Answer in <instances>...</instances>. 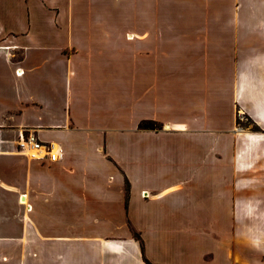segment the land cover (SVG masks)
Here are the masks:
<instances>
[{
    "label": "crops",
    "instance_id": "1",
    "mask_svg": "<svg viewBox=\"0 0 264 264\" xmlns=\"http://www.w3.org/2000/svg\"><path fill=\"white\" fill-rule=\"evenodd\" d=\"M114 5L0 0V264H264V236L248 249L224 228L232 204L264 217V0H240L214 49L161 37L182 45L161 60ZM228 101L259 131L233 132ZM29 134L59 160L21 151Z\"/></svg>",
    "mask_w": 264,
    "mask_h": 264
},
{
    "label": "rangeland",
    "instance_id": "2",
    "mask_svg": "<svg viewBox=\"0 0 264 264\" xmlns=\"http://www.w3.org/2000/svg\"><path fill=\"white\" fill-rule=\"evenodd\" d=\"M113 4L117 13L120 15L122 22L131 26L132 24L135 28H124L122 29V36L130 38L131 34L135 32L138 36H144L146 31L152 34L154 38V50L153 58L154 60H161L160 50L158 48H164L163 52L175 53L176 50H181L182 45L168 44L172 41H161L160 38H187L183 39L189 41L184 47L188 50H193V48L200 49V51H206L214 49V46L221 42L224 44V36L228 34V29H221L228 20L231 19L235 12L238 10L240 0H110ZM119 1V4L117 3ZM111 10H113V6ZM216 22V27L204 28L202 23L205 22ZM147 24L148 28H145ZM225 34V35H224ZM200 38L196 42L192 41L193 38ZM215 42L217 43L215 45ZM174 43H176L174 41ZM193 43V44H192ZM195 43V44H194ZM138 57L144 59V54ZM160 76L153 77L154 80L159 79ZM218 95L225 99H230L231 94L226 92H218ZM226 108L224 109L225 117L233 120V132L235 133H256L259 131L252 120L240 110L236 109L234 105L229 111L230 103H226ZM147 122V121H146ZM150 122L148 131H159L164 129V124L148 120ZM219 175V174H218ZM242 177H245L242 179ZM252 179L250 174L244 173H234L228 171V186H237L239 181L245 182L244 185H249L251 181L246 182V180ZM254 179L253 183L256 184ZM258 183V182H257ZM253 184V185H254ZM257 185V184H256ZM255 186V185H254ZM129 189L126 186V191ZM187 190V189H186ZM218 194L221 191L219 188ZM210 195V196H209ZM212 190L208 187L201 186L195 192L194 203L195 209L201 211L204 208L211 207V212H213L212 207ZM233 192L228 189V203L233 201ZM219 201V197H218ZM218 206V203L217 205ZM228 211H230L228 206ZM242 211V210H241ZM238 210L237 204H232V209L228 212V224L224 228L228 229V245H242L244 248L258 247L260 246V241L263 240L264 236V217H258L256 213L250 211L241 212ZM204 224V222H202ZM203 229V227H202ZM219 234L217 233L215 238L218 241ZM134 237L137 239L140 236L134 233ZM141 239H139L140 241ZM261 247V246H260ZM203 257L207 260L210 259L209 253H204Z\"/></svg>",
    "mask_w": 264,
    "mask_h": 264
},
{
    "label": "built area",
    "instance_id": "3",
    "mask_svg": "<svg viewBox=\"0 0 264 264\" xmlns=\"http://www.w3.org/2000/svg\"><path fill=\"white\" fill-rule=\"evenodd\" d=\"M22 74V71L17 70L18 76H21ZM18 147L21 151L26 152L27 155L33 159L47 157L51 162H56L60 158L58 151H56L52 145L40 142L38 138L32 134L27 136L21 135ZM41 152H43V156L40 155Z\"/></svg>",
    "mask_w": 264,
    "mask_h": 264
},
{
    "label": "trees",
    "instance_id": "4",
    "mask_svg": "<svg viewBox=\"0 0 264 264\" xmlns=\"http://www.w3.org/2000/svg\"><path fill=\"white\" fill-rule=\"evenodd\" d=\"M149 124H150V122H148V121H147V122H146V121H143V122L140 123V126H139V127H140V129H142V130H147V129L149 130V129H150ZM257 129H258V128H257ZM139 239H140V238H138V240H139ZM147 263L150 264L148 261H147Z\"/></svg>",
    "mask_w": 264,
    "mask_h": 264
}]
</instances>
